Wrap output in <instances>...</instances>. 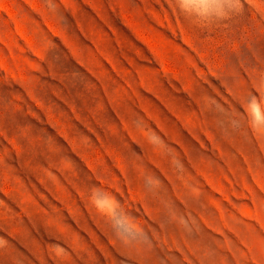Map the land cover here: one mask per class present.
<instances>
[{
    "label": "rangeland",
    "instance_id": "374dc122",
    "mask_svg": "<svg viewBox=\"0 0 264 264\" xmlns=\"http://www.w3.org/2000/svg\"><path fill=\"white\" fill-rule=\"evenodd\" d=\"M0 264H264V0H0Z\"/></svg>",
    "mask_w": 264,
    "mask_h": 264
},
{
    "label": "clouds",
    "instance_id": "9594fccd",
    "mask_svg": "<svg viewBox=\"0 0 264 264\" xmlns=\"http://www.w3.org/2000/svg\"><path fill=\"white\" fill-rule=\"evenodd\" d=\"M181 2L183 3L184 0H181ZM218 16H221V18H223V12L221 11L220 13H217Z\"/></svg>",
    "mask_w": 264,
    "mask_h": 264
}]
</instances>
